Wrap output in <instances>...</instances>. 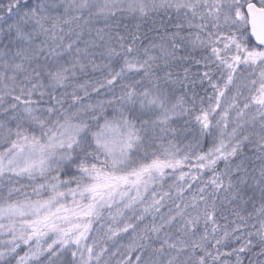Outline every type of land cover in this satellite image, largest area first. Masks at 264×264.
Wrapping results in <instances>:
<instances>
[{
  "label": "snow or ice",
  "instance_id": "obj_1",
  "mask_svg": "<svg viewBox=\"0 0 264 264\" xmlns=\"http://www.w3.org/2000/svg\"><path fill=\"white\" fill-rule=\"evenodd\" d=\"M0 264H264V0H0Z\"/></svg>",
  "mask_w": 264,
  "mask_h": 264
},
{
  "label": "trees",
  "instance_id": "obj_2",
  "mask_svg": "<svg viewBox=\"0 0 264 264\" xmlns=\"http://www.w3.org/2000/svg\"><path fill=\"white\" fill-rule=\"evenodd\" d=\"M193 71H195V68H193ZM205 87H207V85H205ZM197 91H199L201 95H204L203 91L201 89H199V87L197 88ZM209 91H210V89H209Z\"/></svg>",
  "mask_w": 264,
  "mask_h": 264
}]
</instances>
